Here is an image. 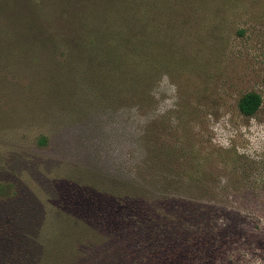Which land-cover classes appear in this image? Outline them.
<instances>
[{
    "label": "rangeland",
    "instance_id": "rangeland-1",
    "mask_svg": "<svg viewBox=\"0 0 264 264\" xmlns=\"http://www.w3.org/2000/svg\"><path fill=\"white\" fill-rule=\"evenodd\" d=\"M108 245L264 264V0H0V264Z\"/></svg>",
    "mask_w": 264,
    "mask_h": 264
},
{
    "label": "trees",
    "instance_id": "trees-1",
    "mask_svg": "<svg viewBox=\"0 0 264 264\" xmlns=\"http://www.w3.org/2000/svg\"><path fill=\"white\" fill-rule=\"evenodd\" d=\"M261 104H262L261 94L252 91L242 96V98L239 101V108L243 114L251 116L259 110ZM141 236H142L141 233L138 232V237ZM135 241L136 240L131 239L132 243H135ZM102 256H104L102 259V264H128L126 262L127 259L125 258V254L123 252H119L118 250H115L112 245L105 246V252Z\"/></svg>",
    "mask_w": 264,
    "mask_h": 264
}]
</instances>
